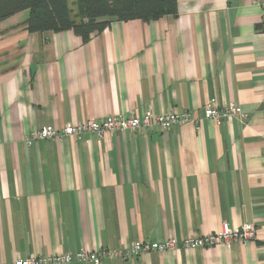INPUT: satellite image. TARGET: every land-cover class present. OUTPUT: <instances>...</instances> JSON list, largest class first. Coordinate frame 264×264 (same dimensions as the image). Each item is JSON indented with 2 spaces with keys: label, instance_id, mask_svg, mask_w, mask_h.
Masks as SVG:
<instances>
[{
  "label": "crops",
  "instance_id": "obj_1",
  "mask_svg": "<svg viewBox=\"0 0 264 264\" xmlns=\"http://www.w3.org/2000/svg\"><path fill=\"white\" fill-rule=\"evenodd\" d=\"M28 14L0 22V264L168 239L177 250L100 264H264V0H176L175 15L113 22L86 43L28 33ZM231 103L244 120L204 118ZM172 110L199 127L25 141ZM223 224L256 238L182 247Z\"/></svg>",
  "mask_w": 264,
  "mask_h": 264
},
{
  "label": "built area",
  "instance_id": "obj_2",
  "mask_svg": "<svg viewBox=\"0 0 264 264\" xmlns=\"http://www.w3.org/2000/svg\"><path fill=\"white\" fill-rule=\"evenodd\" d=\"M246 114L242 109L234 104L226 106H210L204 110V118L212 120L219 124L226 118H238L244 120ZM200 117H194L188 111H169L166 113L155 115L152 112H145L143 115H130L127 117H107L103 120H88L76 125L66 124L61 130L54 128H44L35 134H30L26 138V144H31L33 140L44 139H63L68 137L79 138L85 135H93L99 139L104 138L110 133L117 131H143L150 132L158 129L166 132L175 125L185 123H193L196 128L201 123ZM256 230L252 225L244 224L240 228H230L227 224H223L221 230L212 234H206L201 237H191L181 242L184 248H202L215 244H224L228 246L232 242H244L254 240L256 238ZM177 242L173 239L157 242H131L124 249L103 248L97 251L81 250L72 254H57L53 256H40L31 254L30 256L18 259L14 264H68L71 262H80L83 264H100L102 259L108 258H136L143 254L151 252H165L177 250Z\"/></svg>",
  "mask_w": 264,
  "mask_h": 264
},
{
  "label": "trees",
  "instance_id": "obj_3",
  "mask_svg": "<svg viewBox=\"0 0 264 264\" xmlns=\"http://www.w3.org/2000/svg\"><path fill=\"white\" fill-rule=\"evenodd\" d=\"M26 10L22 27L28 33L71 30L86 43L113 22L175 15L176 0H77L75 14L68 0H0V22Z\"/></svg>",
  "mask_w": 264,
  "mask_h": 264
},
{
  "label": "rangeland",
  "instance_id": "obj_4",
  "mask_svg": "<svg viewBox=\"0 0 264 264\" xmlns=\"http://www.w3.org/2000/svg\"><path fill=\"white\" fill-rule=\"evenodd\" d=\"M71 7V6H70ZM72 9H75V7H71Z\"/></svg>",
  "mask_w": 264,
  "mask_h": 264
}]
</instances>
